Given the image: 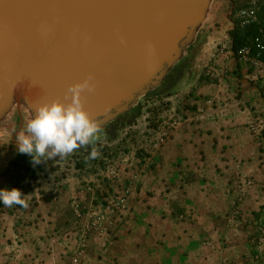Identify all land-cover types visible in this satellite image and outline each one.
<instances>
[{
	"label": "crops",
	"instance_id": "obj_1",
	"mask_svg": "<svg viewBox=\"0 0 264 264\" xmlns=\"http://www.w3.org/2000/svg\"><path fill=\"white\" fill-rule=\"evenodd\" d=\"M253 4L263 21L264 0H214L180 79L149 102L162 113L179 93L175 107L196 112L200 126L185 121L125 182L133 211L115 234L85 241V264H264V136L249 127L264 117V55H239L255 28L236 31L230 16ZM26 123L0 127V189L18 188L28 203L0 204V264H67L80 246L75 205L88 214L94 196L18 153Z\"/></svg>",
	"mask_w": 264,
	"mask_h": 264
},
{
	"label": "water",
	"instance_id": "obj_2",
	"mask_svg": "<svg viewBox=\"0 0 264 264\" xmlns=\"http://www.w3.org/2000/svg\"><path fill=\"white\" fill-rule=\"evenodd\" d=\"M214 0H0V127L82 93L100 131L160 88L209 20ZM68 97V99H66Z\"/></svg>",
	"mask_w": 264,
	"mask_h": 264
},
{
	"label": "built area",
	"instance_id": "obj_3",
	"mask_svg": "<svg viewBox=\"0 0 264 264\" xmlns=\"http://www.w3.org/2000/svg\"><path fill=\"white\" fill-rule=\"evenodd\" d=\"M230 16L234 18V30L236 31L255 28L251 43L242 46L239 55L248 57L252 51H255V58L260 59L264 55V20H259L256 4L232 10ZM178 99L179 93H176L164 100L162 113L159 110H150L148 103V112L124 130V137L130 140L129 149L125 151L120 149V140L111 144L105 143L110 147L111 151L108 156L112 155V158H104L103 164L98 162L85 169H77L74 164H57L60 168H64L68 177H82L83 185L80 191L94 196L88 214H84L86 209H82L79 202L75 205L79 221L77 242L80 246L74 253L69 254L67 264H85L83 258L85 241L90 239L93 233L115 234L120 227L126 225L133 207L130 204L132 187L125 182L128 179L132 181L137 179L140 167L145 166L151 160L155 152L169 141L177 128L185 121H191L194 125L200 126L196 112L191 110L190 115L186 116L175 107ZM249 127L253 136L262 139L264 117L256 116ZM115 155H118V158ZM90 170L96 173L88 174L87 171ZM251 185V182H247L246 187ZM237 212L235 208L233 213L238 214ZM86 219L87 223L83 225L82 222ZM84 226L87 229H84Z\"/></svg>",
	"mask_w": 264,
	"mask_h": 264
},
{
	"label": "clouds",
	"instance_id": "obj_4",
	"mask_svg": "<svg viewBox=\"0 0 264 264\" xmlns=\"http://www.w3.org/2000/svg\"><path fill=\"white\" fill-rule=\"evenodd\" d=\"M95 91L94 77L69 89V103L60 100L39 106L34 117L17 134V151L32 158L33 166L55 160L86 147L97 139L100 128L84 108L82 93ZM68 99V97H66ZM99 155L93 147L89 158ZM27 195L18 188L0 189V204L27 207Z\"/></svg>",
	"mask_w": 264,
	"mask_h": 264
},
{
	"label": "rangeland",
	"instance_id": "obj_5",
	"mask_svg": "<svg viewBox=\"0 0 264 264\" xmlns=\"http://www.w3.org/2000/svg\"><path fill=\"white\" fill-rule=\"evenodd\" d=\"M237 10H238V8H237ZM185 65H186V60H184V62L181 63L180 65H178L177 68L175 67L176 70H174V72H172L173 74H172L169 81L165 82L160 88H158L157 90H155L154 92L150 93L145 98L140 100L138 105L130 113L123 116V118H121L116 124H114L112 127H110V129L107 131V133L105 131L99 132L97 134V139L92 144H90L86 147L78 148V149L74 150L73 153L64 157L63 159H60L59 157H57V158H55V160H48L46 162H43L45 164L47 163V166H48L47 167L48 168L47 173L53 174L54 172H57V170H59V172L61 173L60 178L65 179V180L77 179L80 182V188H79V191H80L81 185H83L82 177H77V176L76 177H68L66 175V173L64 172V168L63 169L60 168L59 166H57V164L58 163H63L64 165L74 164L75 167H77V169H85L86 167H89L90 165H93V164L98 163V162H101L103 164L104 158H107V157L112 158V155L108 156L109 155L108 153H110V151H111L110 147L105 145V143L111 144L114 141L113 137H117V136L122 137V139L120 141L119 140L118 141H119V144L121 143L120 149L125 151L130 146V143H129L130 140L128 141L129 138L124 137V130L131 127L134 123L137 122L138 119L141 118V116L145 112H148L147 106H148V103L151 102V100L170 92L172 86L174 85V82H176V80L180 79V77L184 71ZM93 147L99 153V155L95 159L89 158L90 151ZM136 149H138V147H136ZM118 153H119V151H118ZM115 157L118 158V155H115ZM87 173L88 174H93V173L95 174L96 172L90 170V171H87ZM96 234H99V233H93V235H96ZM84 250H85V248H84Z\"/></svg>",
	"mask_w": 264,
	"mask_h": 264
},
{
	"label": "trees",
	"instance_id": "obj_6",
	"mask_svg": "<svg viewBox=\"0 0 264 264\" xmlns=\"http://www.w3.org/2000/svg\"><path fill=\"white\" fill-rule=\"evenodd\" d=\"M183 62H184V60H183L182 62H180L178 65H180V64L183 63ZM178 65L176 66V68L178 67ZM176 68H175L174 70H176ZM174 70H173L172 72H174ZM172 72H171V74L168 76V78H167V80H166L165 82H167V81L170 80V78H171V76H172V74H173ZM178 80H179V79H178ZM178 80H176V82H177ZM176 82H174V84H175ZM171 96H172V95H171ZM121 118H123V117H121ZM121 118H120V119H121ZM120 119H119V120H120ZM119 120H118V121H119ZM118 121H116L115 123H113L112 125H110V126L107 128V130H106L105 132L107 133V131L110 129V127H112V126H113L114 124H116ZM106 133H105V134H106ZM263 136H264V133H263Z\"/></svg>",
	"mask_w": 264,
	"mask_h": 264
}]
</instances>
